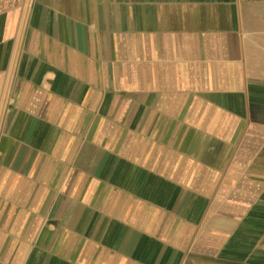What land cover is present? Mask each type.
Masks as SVG:
<instances>
[{
    "label": "crops",
    "instance_id": "crops-1",
    "mask_svg": "<svg viewBox=\"0 0 264 264\" xmlns=\"http://www.w3.org/2000/svg\"><path fill=\"white\" fill-rule=\"evenodd\" d=\"M0 264H264V0H0Z\"/></svg>",
    "mask_w": 264,
    "mask_h": 264
}]
</instances>
